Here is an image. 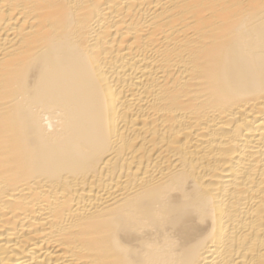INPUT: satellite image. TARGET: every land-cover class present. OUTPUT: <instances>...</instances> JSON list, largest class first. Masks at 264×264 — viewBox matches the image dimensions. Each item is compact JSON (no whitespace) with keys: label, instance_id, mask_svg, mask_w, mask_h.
Listing matches in <instances>:
<instances>
[{"label":"bare ground","instance_id":"bare-ground-1","mask_svg":"<svg viewBox=\"0 0 264 264\" xmlns=\"http://www.w3.org/2000/svg\"><path fill=\"white\" fill-rule=\"evenodd\" d=\"M0 264H264V0H0Z\"/></svg>","mask_w":264,"mask_h":264}]
</instances>
